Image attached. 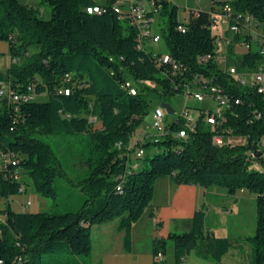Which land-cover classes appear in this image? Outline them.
I'll return each instance as SVG.
<instances>
[{
	"label": "trees",
	"instance_id": "16d2710c",
	"mask_svg": "<svg viewBox=\"0 0 264 264\" xmlns=\"http://www.w3.org/2000/svg\"><path fill=\"white\" fill-rule=\"evenodd\" d=\"M227 2L264 26V0H213L210 11H200L185 24V32L177 29L178 7L162 4L166 52L184 68L175 75L169 64L157 67L153 54L138 47L134 27L112 9L87 13V7L97 5L95 0H39L49 19L28 2L0 0V41L8 44L11 59H21L10 63L6 73L0 71V83H10L21 93L32 86L36 95L29 102L0 99V198L8 202L19 195L25 177L52 204L50 212H16L8 203L0 210V264H83L80 257L93 247L91 228L115 220L124 233L123 248L130 252L132 227L151 207L155 183L165 177L177 184L222 186L231 195L240 190L255 194L256 229L244 239L216 237L199 209L191 218L175 221L184 232L171 233L168 241L154 240V264H165L156 257L166 255L169 242L174 264L191 252L221 264L229 250L242 252L245 246L250 254L244 264H264V153L250 154L264 137V94L239 87L213 60L198 62L200 56L214 54L212 14ZM263 62L253 50L231 55L228 64L253 69ZM196 75L219 85L231 98L227 123L213 131L200 120L191 130L185 118H172L169 133L146 139L145 155L135 161L136 168L130 167L127 146L149 113L152 95L178 96L188 87L184 82ZM128 78L152 85L132 95L123 87ZM40 96L46 100L37 101ZM91 116L97 117L96 123H90ZM180 130H188V136L178 138ZM40 135H83L79 156L86 175L69 179L68 188L60 186L62 160ZM215 135L224 138L222 146L213 143ZM231 135L246 137L247 143L232 145ZM60 187L77 195L79 206L65 205L61 211Z\"/></svg>",
	"mask_w": 264,
	"mask_h": 264
},
{
	"label": "built area",
	"instance_id": "2783aa9c",
	"mask_svg": "<svg viewBox=\"0 0 264 264\" xmlns=\"http://www.w3.org/2000/svg\"><path fill=\"white\" fill-rule=\"evenodd\" d=\"M97 5L87 7L89 14H101L112 9L124 22H134L137 26L136 41L140 49L146 50V44L153 43L157 44L163 39V34H153L152 29L157 19H161L162 4L169 2L172 4L176 3L174 0H105L104 3H100L95 0ZM227 1V0H223ZM178 7L177 9V29L181 32H185V24L190 21L191 18L197 17L200 10L190 7ZM213 22L212 29L215 33V50L214 54H208L200 56L198 62L206 64L209 60L215 61L220 68H222L230 77L233 79L235 84L241 88L246 89H257L259 93L264 94V62L259 64L256 68L240 69L236 65L228 64L231 55H240L253 51L256 46V50L264 58V26L257 23L250 15H242L237 13L232 5L227 2L222 6L220 13L212 14ZM260 26H263V31H260ZM224 31L230 32L233 36H238L239 40L235 41L234 37H227ZM230 47H232V54L230 53ZM235 47H240L244 51L237 53ZM156 61L157 67H162L165 64H169L172 67L173 74H178L183 70V65L178 63L170 56L167 52L165 53H152ZM20 58H12L11 63H20ZM188 90H182L180 95L189 99L195 98L198 102H204L205 99H210L209 102L213 105L209 108H203L204 113L201 115V110L193 109L185 106L183 110L176 114L174 111L172 115H176L175 118L183 117L187 120L189 129L193 130L196 125L202 120L211 130L215 131L219 126L227 123L226 110L230 106L231 98L229 95L224 94L221 87L214 83H211L209 79L202 75H196L192 80H189ZM152 83L146 81H135L134 79L128 78L123 84L125 89H131L132 92L139 93L142 87L151 86ZM65 93L68 94L69 90L64 89ZM8 98L11 102H29L36 98L34 87L29 86L27 92H19L17 88H12L10 83H0V99ZM239 103V100H235ZM170 114L167 113L165 108L155 106L153 108V125L157 130L156 134L151 136H142L141 139H133L127 146V155L129 158V166L136 168V160L145 155L143 143L146 139H152L161 137L169 133V120ZM90 123L94 124L97 122L96 116H91L89 119ZM178 138H186L188 136V130H180L176 133ZM232 136V135H231ZM230 137V136H229ZM213 143L218 146L224 144V138L221 135H215L212 139ZM260 146L256 148L261 151L264 147V141L261 140ZM252 157L255 155L253 151L250 152ZM15 179L20 180L21 175L16 173ZM27 187L23 186L21 193L26 192ZM30 201H27L23 208L29 207ZM157 261H163L164 255L158 253L156 257Z\"/></svg>",
	"mask_w": 264,
	"mask_h": 264
},
{
	"label": "crops",
	"instance_id": "0c3cea01",
	"mask_svg": "<svg viewBox=\"0 0 264 264\" xmlns=\"http://www.w3.org/2000/svg\"><path fill=\"white\" fill-rule=\"evenodd\" d=\"M212 1L210 2V11ZM217 1V4L220 0ZM199 10V9H198ZM240 49V48H239ZM235 50L236 47H235ZM0 64L6 60L7 68L1 69L6 73L10 68L11 55L7 43L0 41ZM141 137L136 138L141 139ZM264 141V139H262ZM264 153V147L261 150ZM26 187L32 186L24 177ZM33 187V186H32ZM30 197L13 196L8 202L0 198V210H4L7 203L16 212H30L29 207L22 209ZM36 202L44 204L42 199L35 197ZM32 200V199H31ZM249 205V212L247 206ZM48 209V204L45 205ZM202 209L206 213V227L216 237L228 239H244L254 234L256 229V195L246 190H240L231 195L222 186L202 187L194 184H177L170 177L160 178L155 183V196L142 218L133 225L131 230L132 248L125 252L123 248L124 233L117 230V221H111L91 228L92 235V264H154L153 243L155 239L167 240L171 233H182L184 227L175 221L186 220L194 212ZM44 212L40 210L31 213ZM247 219L249 223L247 222ZM168 243L164 262L169 251L173 263L175 262L174 247ZM250 254L248 246L242 252L231 249L222 258L221 264H244ZM181 264H217L209 260L198 258L191 252Z\"/></svg>",
	"mask_w": 264,
	"mask_h": 264
},
{
	"label": "rangeland",
	"instance_id": "374dc122",
	"mask_svg": "<svg viewBox=\"0 0 264 264\" xmlns=\"http://www.w3.org/2000/svg\"><path fill=\"white\" fill-rule=\"evenodd\" d=\"M22 3H29L33 5L35 8L39 7L40 14L44 19H49L50 14L48 10L44 6L39 5V0H20ZM100 3H104L105 0H98ZM176 5L180 7H190V8H196L199 10H208L210 8V2L211 0H174ZM127 24V23H124ZM128 25V24H127ZM167 29V21L166 19H157L156 23L153 25L152 33L155 34H161L163 30ZM260 31H263V26H260ZM225 36L228 37L227 33L224 31ZM146 50L149 53H165V44H164V39L161 40V42L157 44L153 43H148L146 44ZM240 47H236L237 53H241L244 50ZM256 46L254 47V50H256ZM1 69L7 68V61L4 60L0 64ZM46 96H40L37 98V101H45ZM210 99H205L204 102H198L195 98L191 97L189 99H186L183 95H178L170 98H162L158 94H153L151 97V107L149 109V113L144 117L143 122L141 125L136 129V132L134 134V139L141 137V136H151L153 134L157 133V130L154 128L153 125V108L155 106H159L162 108H165V105H169L175 112L176 114H179L185 106H188L193 109H203V108H209L212 107L213 105L211 102H209ZM176 115H170V119L175 118ZM40 140H42L44 143L50 145L57 156L61 158V163H62V170L64 172V176L60 178V183L63 187L67 186L68 188V181L69 179H75L78 177H83L86 175V167L83 164V159L79 156L81 150L83 149V144L80 143V140L84 138L83 135H74V136H65V135H59V136H45V135H40L38 136ZM264 139V137H263ZM229 142L232 143V145L236 144H241L245 145L247 143L246 137L243 136H238V135H232L228 138ZM62 187H60L59 192H60V210L64 211L65 210V205H71V206H79V198L76 197L77 195H69L67 192L63 191ZM78 192V189L75 190ZM81 194L80 192H78ZM20 197H23L26 199V197H30L28 201L33 203L32 206L29 207V211L33 212L36 210L44 211V212H50L51 208V200L44 198L43 196H40L37 194L35 191L34 187L30 186L27 187L26 192L20 193ZM35 197H39V200L42 199L44 204H40L36 202ZM32 199V200H31ZM46 203L48 204V209L45 206ZM26 205V204H25ZM24 207V206H23ZM21 207V210L24 209ZM247 211L249 212V205L247 206ZM247 222L249 223L248 219ZM172 246V244H170ZM80 260L83 264H92V256H81ZM165 264H174L173 260L171 258V252L169 251L168 253V258H166Z\"/></svg>",
	"mask_w": 264,
	"mask_h": 264
},
{
	"label": "water",
	"instance_id": "95a60500",
	"mask_svg": "<svg viewBox=\"0 0 264 264\" xmlns=\"http://www.w3.org/2000/svg\"><path fill=\"white\" fill-rule=\"evenodd\" d=\"M164 107L167 110V113L168 114H170V115L173 114L174 111H173V109L169 105H165ZM253 151H254V155L255 156H257V157L262 156V152L258 151L257 149H254Z\"/></svg>",
	"mask_w": 264,
	"mask_h": 264
},
{
	"label": "bare ground",
	"instance_id": "6f19581e",
	"mask_svg": "<svg viewBox=\"0 0 264 264\" xmlns=\"http://www.w3.org/2000/svg\"><path fill=\"white\" fill-rule=\"evenodd\" d=\"M87 13H88V9H86ZM129 24L134 27V29L136 30V33H137V26H135V23L134 22H129ZM129 90V93L132 94V95H136L135 92H132L131 89H127ZM185 90H188V87L185 88Z\"/></svg>",
	"mask_w": 264,
	"mask_h": 264
}]
</instances>
